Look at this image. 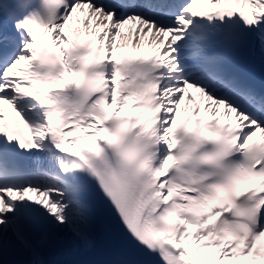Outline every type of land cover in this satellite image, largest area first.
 I'll list each match as a JSON object with an SVG mask.
<instances>
[{"label":"snow or ice","instance_id":"snow-or-ice-1","mask_svg":"<svg viewBox=\"0 0 264 264\" xmlns=\"http://www.w3.org/2000/svg\"><path fill=\"white\" fill-rule=\"evenodd\" d=\"M0 264H264V0H0Z\"/></svg>","mask_w":264,"mask_h":264},{"label":"bare ground","instance_id":"bare-ground-1","mask_svg":"<svg viewBox=\"0 0 264 264\" xmlns=\"http://www.w3.org/2000/svg\"><path fill=\"white\" fill-rule=\"evenodd\" d=\"M250 11H251V10H250ZM145 47H147L146 44H145ZM9 110H10V108H7V113L9 112Z\"/></svg>","mask_w":264,"mask_h":264}]
</instances>
